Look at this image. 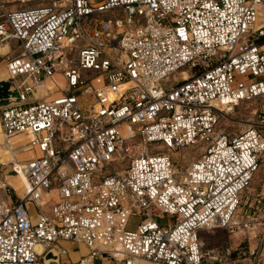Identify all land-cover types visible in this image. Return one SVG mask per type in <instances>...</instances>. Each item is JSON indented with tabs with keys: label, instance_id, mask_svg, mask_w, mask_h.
Returning <instances> with one entry per match:
<instances>
[{
	"label": "built area",
	"instance_id": "built-area-1",
	"mask_svg": "<svg viewBox=\"0 0 264 264\" xmlns=\"http://www.w3.org/2000/svg\"><path fill=\"white\" fill-rule=\"evenodd\" d=\"M261 9L264 0H0V66L20 95L0 108L1 125L7 137L29 134L38 153L13 169L23 197L9 201L0 177V264H46L61 240L88 247L78 264H264V178L249 192L264 167ZM58 75L71 94L39 95ZM247 101L262 103L255 124L218 133ZM197 146L181 173L173 155ZM209 229L241 238L206 249Z\"/></svg>",
	"mask_w": 264,
	"mask_h": 264
},
{
	"label": "rangeland",
	"instance_id": "rangeland-1",
	"mask_svg": "<svg viewBox=\"0 0 264 264\" xmlns=\"http://www.w3.org/2000/svg\"><path fill=\"white\" fill-rule=\"evenodd\" d=\"M93 1L96 3H100L104 0H93ZM263 24H264V9H261L260 18L258 20L257 26H261ZM18 54L19 51L15 47H12L11 52L8 54V56L14 57L17 56ZM4 73L5 70L2 64L0 66V75H4ZM180 77L181 76H178V78ZM56 79L58 82V87L55 88L54 85L50 81H48L49 86L53 88H50L51 89L50 91L44 89L42 91V94L46 93L48 95V98H56L59 96L70 95L71 92L68 90L65 79L59 75ZM165 87H169V84H165ZM114 91L116 90H112V93ZM261 105L262 103L260 101L259 102L247 101V102H240L238 104H235L233 112H228V113L225 112V115L221 118L220 123L217 127L218 133L223 132L231 136L242 133L244 130L255 124L256 111L261 107ZM160 146H161L160 143H155L151 145V148L154 149ZM203 152H204V147L197 146L194 148H188L179 153H175L173 157L179 171L181 173L187 171L190 164L194 160L198 159ZM263 178H264V167L260 169V171L257 173L253 181V184L249 190L251 194L263 188ZM173 219L174 218L165 216L163 222L167 223L169 220H173ZM135 224H136V219L134 218L132 219L130 225L131 227H134ZM201 238L203 240L205 248L211 249L222 245L235 244L239 241L241 237L239 234L234 235L228 232L227 230L209 229L201 233ZM77 251L81 252L82 248L78 247Z\"/></svg>",
	"mask_w": 264,
	"mask_h": 264
},
{
	"label": "crops",
	"instance_id": "crops-1",
	"mask_svg": "<svg viewBox=\"0 0 264 264\" xmlns=\"http://www.w3.org/2000/svg\"><path fill=\"white\" fill-rule=\"evenodd\" d=\"M120 89H123V87L105 89L103 93L104 101L114 100L116 94L120 93ZM112 90L116 91L112 93ZM37 157L38 153L30 147V135L24 133L7 137L0 120V177L2 182L8 185L14 193L8 198L9 201L17 200L15 191L20 197H23L28 191L25 179L20 174H14V167L26 164ZM0 195H2L1 191ZM30 208L35 222L37 220L36 210L32 205H30ZM78 247L82 248L81 252L77 251ZM37 250L43 252V248L40 246ZM54 250L59 254V264H78L81 259L87 257L90 253L88 247L83 244L63 240L56 244ZM95 261L96 264H124L123 256L117 259L110 256L97 257Z\"/></svg>",
	"mask_w": 264,
	"mask_h": 264
},
{
	"label": "water",
	"instance_id": "water-1",
	"mask_svg": "<svg viewBox=\"0 0 264 264\" xmlns=\"http://www.w3.org/2000/svg\"><path fill=\"white\" fill-rule=\"evenodd\" d=\"M19 101L20 95L18 90L12 86L11 77L7 73L0 75V108ZM44 261L46 264H59V254L50 250L44 255Z\"/></svg>",
	"mask_w": 264,
	"mask_h": 264
},
{
	"label": "bare ground",
	"instance_id": "bare-ground-1",
	"mask_svg": "<svg viewBox=\"0 0 264 264\" xmlns=\"http://www.w3.org/2000/svg\"><path fill=\"white\" fill-rule=\"evenodd\" d=\"M5 73H6V72H5ZM5 73H4V74H5ZM47 87H48V89H49V88H53V87H50L49 84H47ZM47 87H46V88H41V90H40V94H39V95H41V96H42V95H46V93H43V94H42V91H43L44 89H47ZM112 101H113V100H112ZM222 107H224V106H222ZM38 247H39V246H38ZM38 247H37V248H38Z\"/></svg>",
	"mask_w": 264,
	"mask_h": 264
}]
</instances>
